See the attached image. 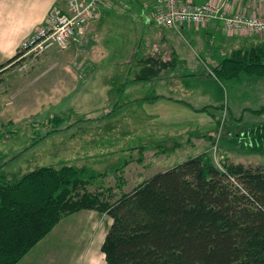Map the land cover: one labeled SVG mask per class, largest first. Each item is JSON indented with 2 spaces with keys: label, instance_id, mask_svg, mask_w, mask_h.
<instances>
[{
  "label": "rangeland",
  "instance_id": "obj_1",
  "mask_svg": "<svg viewBox=\"0 0 264 264\" xmlns=\"http://www.w3.org/2000/svg\"><path fill=\"white\" fill-rule=\"evenodd\" d=\"M142 1H103L109 5L100 16L97 57L85 70L96 73L70 95L62 96L67 92L61 61L66 48L49 50L57 65L39 80L18 82L13 76L15 84L5 90L0 78V171L7 178L39 165H82L87 175H95L88 189H102L103 197L112 202L153 173L201 152L215 163L231 159L264 166V153L221 140L226 131H244L264 121V112L250 111L264 105V86L258 85L264 83L262 77L241 74L249 79L239 83L238 77L218 80L199 69L181 77L191 87L184 100L181 94L179 101L129 100L135 59L128 64L132 49L142 46ZM213 47L219 52L228 48L216 40ZM105 79L112 85L103 84ZM152 82L139 83L137 89L154 95L158 88ZM78 89L86 96L80 102L72 95ZM198 106L204 107L196 110ZM110 221L106 213L93 210L65 215L15 264H105L100 245Z\"/></svg>",
  "mask_w": 264,
  "mask_h": 264
},
{
  "label": "trees",
  "instance_id": "obj_2",
  "mask_svg": "<svg viewBox=\"0 0 264 264\" xmlns=\"http://www.w3.org/2000/svg\"><path fill=\"white\" fill-rule=\"evenodd\" d=\"M214 73L264 77V42L231 50ZM250 111L261 114L264 105ZM225 134L231 147L264 153V121ZM94 177L73 164L39 165L14 179L0 171V264L18 262L63 216L82 209L111 219L100 245L105 264H264L263 165L215 163L201 152L112 202L88 189Z\"/></svg>",
  "mask_w": 264,
  "mask_h": 264
},
{
  "label": "crops",
  "instance_id": "obj_3",
  "mask_svg": "<svg viewBox=\"0 0 264 264\" xmlns=\"http://www.w3.org/2000/svg\"><path fill=\"white\" fill-rule=\"evenodd\" d=\"M196 1H198L197 3H201L209 0ZM212 1L217 2L218 0ZM151 2L152 0H143L141 3L144 16V20L139 24L142 27V36H140V45L142 46H139L137 51L134 48L132 49V59L129 60L130 64H128L131 65L132 60L135 59V62H133L135 65H132V67L136 72L130 80L131 84L128 86L129 100H136L142 103L160 100L179 101V94H181L180 96L184 100V96L189 94L191 87L185 83V80L181 79L183 75L194 74L199 69H206L209 71V76L214 75L216 77L214 69L218 68L220 60L228 56L231 50L264 42L261 39L264 34L229 31L223 27L221 21L214 19L198 26L187 23L180 25L179 28L157 26L151 18ZM55 3L64 6V0H0V64L4 63V66L0 69V78L1 81L3 80V83L5 82L3 86L5 90L10 89L15 84L11 83L13 76L15 77L13 79L19 78L18 82L21 79L27 80L31 77L32 80L36 81L52 71V68L57 65V61L52 60L54 57L49 50L40 56L37 64L31 66L28 70L26 69L27 71L24 70V73L14 72L18 70L17 66L13 64L9 65L10 62L6 63L7 60H12L22 40L44 21L49 8ZM239 3L240 8L246 14L254 12L255 9L256 12H264L263 6L257 7V5L249 4L243 0L239 1ZM107 5L104 4L99 7L98 16L88 23L84 35L80 38L81 41H72L69 47L66 48L69 50L62 54L63 60L61 61L65 66L62 69V75L64 76L62 83L64 82V87L67 89L66 94L63 93V95L61 94L62 96L70 95L69 92L71 91L72 93V90L78 84L86 83L89 76L96 73V70L93 71L92 68L88 69L87 72L85 70L88 68L87 66L94 64L97 57L95 56L98 53L95 43L98 42L97 39L100 32V16ZM145 5H148V7H145ZM230 7L231 5L228 6L229 9ZM230 39L233 40L232 44V40ZM214 40H216V44H219L221 48L224 45H227L228 48L222 49L219 52L213 47ZM237 79L240 83L244 79L247 81L249 78L241 75ZM8 80L10 82H7ZM149 80H155L152 84L158 88V91L154 95L139 92L137 89L139 83L144 84L145 81ZM103 84L112 85L108 79L103 80ZM258 85L263 87L264 83H258ZM249 86L251 87L252 83ZM1 87L0 91L3 90ZM56 87L60 88L59 85H56ZM72 95L79 102L85 100L86 97L85 93L80 92L79 89L76 94ZM56 96L58 97V93ZM212 96L213 94L209 90V97ZM203 107L198 106L195 109L199 110L203 109ZM222 108H227L228 112L226 105H223ZM153 172L155 171L150 173ZM82 210L88 211L92 209Z\"/></svg>",
  "mask_w": 264,
  "mask_h": 264
},
{
  "label": "built area",
  "instance_id": "obj_4",
  "mask_svg": "<svg viewBox=\"0 0 264 264\" xmlns=\"http://www.w3.org/2000/svg\"><path fill=\"white\" fill-rule=\"evenodd\" d=\"M103 1L64 0V6L53 4L44 21L22 40L9 65L13 64L20 70L33 66L44 52L64 49L72 41H79L88 23L98 16ZM239 1L209 0L197 3L192 0H152L150 12L153 22L162 27L179 28L184 23L198 26L214 19L221 21L229 31L264 34V12H256L255 9L246 14L240 8ZM243 1L264 7V0Z\"/></svg>",
  "mask_w": 264,
  "mask_h": 264
}]
</instances>
